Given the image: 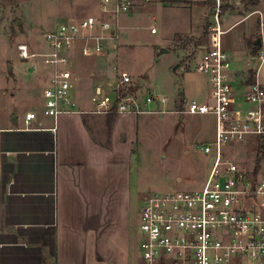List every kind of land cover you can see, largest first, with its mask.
Instances as JSON below:
<instances>
[{"label": "rangeland", "instance_id": "1", "mask_svg": "<svg viewBox=\"0 0 264 264\" xmlns=\"http://www.w3.org/2000/svg\"><path fill=\"white\" fill-rule=\"evenodd\" d=\"M142 2L130 15L125 13L120 16V19L129 17L125 18L131 26L127 37L122 36L123 32L118 29L112 39H109L110 33L99 31L108 38L103 42L105 53L92 57L81 55L78 61L94 63L98 60L101 66L110 59L111 68L127 72L134 81L145 82L138 89L143 100L147 96H155L159 100L168 98L166 104L160 105L164 111H174L171 101L179 93L182 92L191 101L197 98L206 83L209 85L206 76L193 70V62L200 50L209 48V35L214 36L215 46L212 28L215 27L218 10L223 30L253 11L259 9L264 13V6L250 8L243 0H221L220 5L209 0L210 10H206V14L203 8H196L192 12L193 23L198 26L203 24V28L204 23L209 24L201 33V39L194 36L179 40L173 36L175 17L156 8L154 0ZM99 3L100 0H0V113L4 116L8 113V121L9 116L17 115L20 118L19 126L23 125L25 113L31 109L35 111L48 85L46 75L43 76L40 71L47 67L39 59H21L18 46L27 44L32 53L43 52L45 32L55 29L63 21L83 19L77 16H91ZM258 22V16L249 17L222 36L223 48L235 55L232 56V60L237 61L235 67L241 66V69L237 68L240 70L236 81L250 78V70L246 73L247 68L254 71L256 80L259 64L253 62L251 56L253 44L259 37ZM153 28L157 34H152ZM249 35L251 38L246 39ZM176 43L185 47L186 52L182 61L184 66L175 70L181 62V53L173 47ZM244 45L250 51L246 57H242ZM165 49L170 51L162 53ZM7 65L14 66V71L9 73ZM260 73L264 78V68ZM88 79L91 76L88 75ZM86 94L83 89L77 92L73 90L79 112L85 110L82 108L84 102L89 103L88 108H95L91 96L87 97ZM156 109L157 106L152 105L151 113L139 116L137 152L131 161L126 158L125 163L130 168L124 171L123 163L120 168L121 162L115 163L116 168L111 166L109 172L110 185L95 186L96 194L90 204L96 212L105 214L103 221L107 235L101 248L108 258L105 259L106 263L143 264L139 224L144 200L155 193L200 190L206 173L214 164V155L205 154L202 150L205 144L215 142L216 119L213 116L168 112L161 119ZM263 144L264 138L253 137L243 144L223 148L230 160L246 164L254 168L255 173L264 175V148L259 163L256 161L258 149Z\"/></svg>", "mask_w": 264, "mask_h": 264}, {"label": "built area", "instance_id": "2", "mask_svg": "<svg viewBox=\"0 0 264 264\" xmlns=\"http://www.w3.org/2000/svg\"><path fill=\"white\" fill-rule=\"evenodd\" d=\"M218 5L221 0H214ZM133 0H100L101 15L61 22L43 34L45 49L32 53L27 44L18 46L19 57L39 59L49 76L43 90L41 111L55 120L63 114L132 115L156 113L211 115L216 119L215 142L205 144V154H213L214 164L200 190L155 193L148 196L140 210L139 230L143 264H264V175L254 168L230 160L223 146L264 138V85L259 82V70L264 66V17L259 11L260 47L252 61L258 63L256 80L236 81L231 56L222 47L219 18L215 15V46L200 50L194 58L193 70L206 76L209 99L188 101L184 95L172 99L174 111H164L159 100L139 95L141 81H134L125 71L113 80L97 86L91 96L95 108L77 111L73 99L77 77L72 66V51L82 43L81 55L100 56L105 53L103 42L116 35L120 16L130 13ZM114 27L116 29H114ZM156 33V29L151 30ZM257 40V39H256ZM35 68V66L33 67ZM190 68V66H189ZM37 118L32 111L26 122ZM55 131V129H53Z\"/></svg>", "mask_w": 264, "mask_h": 264}, {"label": "crops", "instance_id": "3", "mask_svg": "<svg viewBox=\"0 0 264 264\" xmlns=\"http://www.w3.org/2000/svg\"><path fill=\"white\" fill-rule=\"evenodd\" d=\"M133 1V10L143 3V0ZM154 5L175 17L173 36L179 40L194 36L201 39V33L209 27L207 23H204V28L203 24L198 26L193 23L192 17L196 8H203L206 14V10H210L209 0H179L178 3L154 0ZM260 6H264V0L249 7ZM258 11L264 17V13ZM255 12L222 31L225 34L252 16H258L259 19V13ZM100 15L99 3L91 16ZM125 18L129 17H122L118 27L123 32L121 35L127 37L131 26ZM213 37L208 36L210 47L213 45ZM249 38L251 35L246 39ZM179 44L173 47L181 53L180 67L184 66L182 61L186 49ZM82 46V43H78L72 51V66L78 80L74 90L77 92L83 89L87 92L86 96L90 97L97 86L114 79L115 67L111 68L110 59L106 65L101 66L98 60L94 63L78 61ZM244 48L242 57L250 55L245 45ZM228 53L231 58L235 57ZM232 61L237 76L241 66L235 67L237 61ZM249 70L251 68H247L246 73ZM261 70L258 78L264 85ZM40 71L48 79V69ZM88 75L91 79H88ZM141 81V85H145ZM181 94L184 95L181 92L176 97ZM208 99L209 85L206 83L194 100L205 102ZM42 101L43 92L39 106L34 109L37 118L30 123L26 122V115L32 112L31 109L25 113L21 126L19 116L11 115L8 121V113L5 116L0 113V264H110L106 263L105 259L108 258L101 248L107 235L106 223L103 221L105 214L96 212L90 203L94 201L96 185H110L111 166L115 169V163L121 162L119 168L122 163L124 171L130 168L125 163L126 158L131 161L137 152L140 118L132 115H83L76 112L63 114L55 122L53 118L43 115ZM88 107V102L82 103L83 109L93 110ZM15 116L16 123L12 121ZM211 168L206 173L204 184ZM10 250L14 252L11 256Z\"/></svg>", "mask_w": 264, "mask_h": 264}, {"label": "trees", "instance_id": "4", "mask_svg": "<svg viewBox=\"0 0 264 264\" xmlns=\"http://www.w3.org/2000/svg\"><path fill=\"white\" fill-rule=\"evenodd\" d=\"M245 3H247V5H256L257 3H259L261 0H243ZM166 2H169V3H178L179 0H166ZM259 50V47L256 43V41L254 42L253 44V49H252V54H255L257 53V51ZM249 74H250V78H249V82L248 83H253L255 81V73L254 71L251 69L249 71ZM109 116V115H108ZM262 148H264V144L261 145L258 149V154H257V164L259 163L260 159H261V156H262ZM257 170H259V168H257ZM10 250V256L14 254V252H12ZM10 260H13L12 257H10Z\"/></svg>", "mask_w": 264, "mask_h": 264}, {"label": "water", "instance_id": "5", "mask_svg": "<svg viewBox=\"0 0 264 264\" xmlns=\"http://www.w3.org/2000/svg\"><path fill=\"white\" fill-rule=\"evenodd\" d=\"M256 43H257V45H258V47H260V40L259 39H257L256 40ZM168 51L165 49V50H162V53H167ZM12 65H8V67H7V70L9 71V72H12ZM179 68V65H177L176 67H175V70L176 69H178ZM141 84H142V81H141ZM12 121L14 122V123H16V121H17V117L15 116V117H13V119H12Z\"/></svg>", "mask_w": 264, "mask_h": 264}]
</instances>
